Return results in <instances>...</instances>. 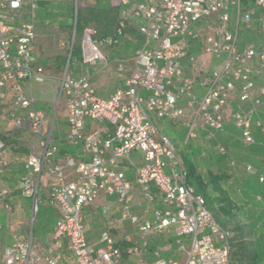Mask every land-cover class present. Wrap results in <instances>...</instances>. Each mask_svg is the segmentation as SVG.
Here are the masks:
<instances>
[{"label":"built area","instance_id":"1","mask_svg":"<svg viewBox=\"0 0 264 264\" xmlns=\"http://www.w3.org/2000/svg\"><path fill=\"white\" fill-rule=\"evenodd\" d=\"M112 4L119 10L114 33L101 39L97 28L85 27L80 40L84 71L75 76L70 69L73 38L67 64L56 78L46 73L34 51L38 0H0V95L12 88L8 107L0 102V121L33 137L25 173L11 188L1 181L13 163L7 159L6 135H0V204L11 214L9 198L15 192L31 202L29 231L2 250L1 264H127L124 257H133L134 264H232L230 231L217 221L204 195L187 183L183 159L158 122L181 123L188 110L190 139L196 128L211 136L222 132L230 114L243 145L256 144L253 127L264 133V121H254L264 107V86L257 89L256 84L264 71V42L241 45L239 37L255 25L264 32V0H249L246 9L243 0ZM75 26L76 19L74 35ZM129 27L142 36L141 46L129 58L114 59L119 86L111 96L100 97L91 69L110 66L105 49L118 44ZM52 79L58 80V105L66 116L62 137L55 133L61 107L49 115L30 94L32 83ZM237 95L238 110L232 112ZM90 123L104 127L90 130ZM61 139L78 150L75 156L60 155ZM218 152L229 154L223 146ZM247 170L256 173L252 166ZM45 175L53 180L49 196L59 219L43 244L34 238L33 227ZM101 198L107 201L103 215H109L113 202L120 206L119 216L111 217L93 242L92 219L85 210ZM123 223L132 227L133 239L123 237L127 244L119 245L113 229ZM167 235L176 250L173 242H165L150 260L149 238ZM171 251L179 258L164 257Z\"/></svg>","mask_w":264,"mask_h":264},{"label":"crops","instance_id":"2","mask_svg":"<svg viewBox=\"0 0 264 264\" xmlns=\"http://www.w3.org/2000/svg\"><path fill=\"white\" fill-rule=\"evenodd\" d=\"M73 5H74L73 0H38V9H37L38 15L41 21L43 22L42 26H40L39 24L38 26L46 27L51 22H57V20H55L54 17L57 18V17H61L62 15L67 14V11ZM110 7H113V4H111ZM253 30L260 31L257 25H255L253 29L250 31H253ZM43 36L44 34H41L38 32L37 37L39 39ZM34 51L39 57L40 64L45 68L46 73L49 76H54L53 73L55 69H51L47 65L44 64V57L41 56V45L39 43H35ZM107 57H108L109 62L111 63L109 67L102 68L100 66L97 69H91V73H92L91 82L93 86L95 87L97 94L103 98H107L111 96L119 86V80L117 78L114 65H113V61L115 58H109V56ZM215 66H216V61L213 60L212 68H214ZM72 72L75 76H79L78 73L76 74L74 71ZM114 78H115V81H112V79ZM259 83H260L259 79H256L257 89L259 88ZM38 86H42V85L37 84V83L31 84L30 94L32 96H33V87L36 88ZM9 91H11L12 93V88L10 85L0 95V102H2L3 104H4V97L9 93ZM36 91H38L37 88H36ZM198 91L200 93H203V90L201 89H199ZM36 103H37V100H36ZM238 103L239 101H238V95H237L231 107L232 112H235L238 110ZM4 107H8V105H4ZM189 118H190V112L187 110L185 113L183 122H181V124L184 125L183 130L187 133L186 134L187 136L189 135V128L186 126V123L189 122L190 120ZM228 118L226 120L224 130L222 132L217 133L215 136H211L209 131L207 130L196 128L194 130L195 137L190 138V140L192 139V141H190V144L192 147L191 149L192 155L196 156V159L198 160L195 161L193 157V161L185 162L183 160V162L186 166V169H187V165L196 166L198 173L205 180H208L209 175L211 174L217 177L218 188L223 192L222 194L227 197L228 199L227 202L229 204L226 207L231 208L232 213L240 214L241 209L243 210L245 209V211H250L253 213L254 211L257 210L256 209L257 206H260L261 203L264 205V181L263 182L260 181V177L261 176L264 177V133L259 131L254 126L253 128H254V136L256 139V144L253 146L247 147L243 145V143L241 142L240 131L234 125V122L231 119V116H230V119ZM256 120L264 121V107L259 108L258 111L256 112L254 121ZM163 122H167V123H163ZM163 122L162 121L158 122V126L160 127V130L163 133H166L171 130H176L175 127L172 125V123L174 122H171V121H163ZM88 127L90 130H96V129L104 127V125L97 124V123H93V124L90 123ZM2 129L3 127L0 124V132L6 135L5 139L9 138L12 132L5 133ZM19 132L21 133L20 135L17 134V136L11 137L14 140V142L24 141L23 130L22 131L19 130ZM207 134H208L207 138L209 139V141L206 139V136H203ZM221 146L225 147L229 151V154L227 155L220 154L218 152V149ZM7 148H8L7 159L13 161L15 157V152L9 146ZM62 157H65V156H62ZM232 162H234L235 164L232 165L231 164ZM248 166H252L256 173L255 174L249 173L247 170ZM133 176L134 174L132 173V171H127V177L130 180H133ZM52 183H53V180L51 179L50 184H49V189H47V191L50 190V185ZM43 185L44 184L42 183V187H41L42 193L44 192ZM213 190H214L213 192L214 198H218L221 194L220 191H218L216 188H213V187L209 188L210 192H212ZM223 195L221 197H223ZM16 197H21L18 192L13 193L11 197L9 198V201L10 199H13V198L15 199ZM109 200L115 201L114 198H111ZM137 200L139 201V199ZM10 203L13 206L14 203L11 201ZM106 204H107V201L101 198L96 202L94 206L88 207L85 210L86 218L92 219V231L89 235V238L93 242L99 239L100 232L103 229H105L109 219L111 217L119 216L120 206L118 204H114L113 202H112L113 207L109 215L107 217L104 216L102 212ZM137 208L138 207L134 208V210H138ZM13 210H14V206H13ZM132 232H133V229L128 223H123V225L120 224L115 229H113V233L115 234L117 241H119V245L127 244L126 242L123 241V237L129 236L130 239H133ZM25 235L24 237L20 236L18 238H25ZM247 239L250 242H255L257 239L256 231H253V233L249 235ZM13 240L8 245H10L13 242ZM43 244H46V243H43ZM150 246H151V243L149 242V253H150L149 259L152 258V252L154 251V249L160 245H157L153 250L150 249ZM124 261L127 264H134L133 257L131 258L124 257ZM65 264H68V263H65Z\"/></svg>","mask_w":264,"mask_h":264},{"label":"trees","instance_id":"3","mask_svg":"<svg viewBox=\"0 0 264 264\" xmlns=\"http://www.w3.org/2000/svg\"><path fill=\"white\" fill-rule=\"evenodd\" d=\"M249 0H243L244 8H248ZM75 9L72 6L67 14L62 15L65 19V25L63 28H73L74 22L76 19L75 26V37L72 55L70 59V69L72 68L74 72H78V67L82 68L81 62V48L80 40L82 37L83 30L85 27L94 24L95 28L99 31V37L105 39L111 36L114 33V30L117 26V18L119 10L116 7L109 8H96V9H87L86 11H77V16H75ZM56 17H54L55 19ZM59 18V17H58ZM250 31L243 30L240 32V44L244 45L246 43V37ZM142 43V36L137 32L133 27L127 28L121 35V39L118 44L108 46L109 50H117L121 46V53L125 51V48H128L129 55L119 56L121 58H129L134 55ZM115 55V53L113 52ZM114 57V56H113ZM115 58H117L115 56ZM68 61V56L63 59L62 63L65 66ZM61 63V64H62ZM60 66V65H59ZM58 66V67H59ZM58 124L55 128V133L57 137L64 135L58 129ZM17 131V132H16ZM13 130L9 138L4 139L5 144L8 147H11L15 152V157L12 161V169L7 174L1 176V181L13 188L15 187L22 179L25 170L23 167L24 161L28 155L29 146L33 140L31 133L28 130H23L24 141H17L11 138L21 134L19 130ZM22 131V130H20ZM0 135H3L0 132ZM59 136V137H60ZM14 143V144H13ZM59 151L61 156L71 157L75 156L78 150L67 144L64 140L58 141ZM187 183L194 187L196 192L204 195L206 198L207 206L214 212L215 218L217 221L225 228H227L231 233L230 245H231V261L232 264H264V205L261 203L260 206H257V210L253 213L250 211H245V209L240 210V214L232 213L231 208L226 207L229 203L228 199L224 196L222 191L218 188V179L215 175H209L208 180H205L198 173L197 167L194 165H187ZM216 188L220 191V196L214 198L213 192L209 191V188ZM223 195V197H221ZM41 204L39 205L38 212L35 216L34 225L38 223L40 229L42 230V236L37 240L41 241V238L46 234L51 236L55 225L59 219V211L56 205L52 204L49 192L40 193ZM217 206V207H216ZM243 212V213H241ZM240 219V220H239ZM1 221L5 219L1 218ZM255 220V221H253ZM6 227V225H5ZM256 231L257 239L255 242H250L247 238L249 235ZM26 232L22 230L19 232V235H25ZM7 235V232L6 234ZM5 235L0 237V246H3V249L8 246L11 242L8 238H4ZM4 238V239H3ZM164 244L165 242H172L174 238L172 235H167L159 237ZM157 242V241H155ZM150 249L153 250L157 245L154 241H150ZM255 245V246H253ZM2 249V250H3Z\"/></svg>","mask_w":264,"mask_h":264},{"label":"rangeland","instance_id":"4","mask_svg":"<svg viewBox=\"0 0 264 264\" xmlns=\"http://www.w3.org/2000/svg\"><path fill=\"white\" fill-rule=\"evenodd\" d=\"M111 4H112V0H79V2L76 5L74 3L73 6L76 12L78 10L86 11L87 9H96L99 7L109 8ZM65 18L63 16L59 18L57 17L55 18L57 22H51L46 27L45 26L39 27L38 24L42 26L43 22L39 18L38 10L36 11V21L38 22L37 34L38 32L44 34V36L41 37L40 39L37 37L36 43H39L41 45V56L44 57V64L51 69H55L53 74L56 78L60 76V74L62 73V68L64 67L62 61L68 56V48L71 45L73 38L76 40L73 28L72 29L68 27L63 28L65 25V21H64ZM89 26H95V25L91 24ZM203 32L206 33V31ZM61 42H64L66 46L61 47L59 45ZM257 42H264V32H261L259 30L250 31L246 37V43H257ZM118 50L121 51V46L117 50L116 49L109 50L108 48H106L105 52L106 55L109 56V58H115V56L122 57L130 54L128 48H125L124 49L125 51H123L122 53L120 51L118 52ZM113 52L115 53V55L113 54ZM71 71H73L72 68ZM83 71H84L83 67L82 68L78 67V72L75 73L81 75ZM257 79H259L260 81L259 87L264 86V71L257 77ZM112 81H115V78L112 79ZM57 86H58V80L52 79L47 84L36 87L38 91H36V88L33 87V97L37 100V106L42 109H45L49 115H52L53 110H55L57 107H61L59 109V115H58V125H59L58 129L63 134L67 126L66 116L64 109L62 108V105H58V98L56 92ZM11 99H12V93L11 91H9V93L4 97V105H8ZM228 119H230V116ZM163 123H167V122H163ZM0 124L3 127L2 130L5 133H11L13 131V126L10 123V121L6 119H2ZM172 125L175 127L176 130H171L164 134H166L170 138L175 148V151L182 157V159L185 162L193 161V157L194 160L197 161L198 159H196V156L192 155V150H191L192 147L190 144V141H192V139L191 140L188 139V136L186 135L187 133L183 130L184 125H182L181 123H172ZM203 136H206V139L209 141V139L207 138L208 134ZM50 181H51V177H49L48 175H45L43 177V184H44L43 188L45 193L49 192L47 191V189H49ZM10 201L14 203L13 204L14 210L11 214H8L0 204V219L1 218L5 219V221L0 220V237L5 235L7 232V235H5L4 238H8L9 240L12 241L15 238V236L20 237L19 231L24 230L27 234L30 228L31 202L21 197L10 199ZM33 236L36 239L42 236V230L40 229L38 223H36L33 227ZM21 237H24V235H22ZM49 239H50V235L46 234L44 237L41 238V241L43 243H47ZM185 240L187 241V239H184V242H186ZM150 241H154V243L156 244L163 245L159 237H151V239L149 238V242ZM172 242L174 245V250H176L177 245L175 243V240H173ZM3 247L4 245L0 246V264H1V253ZM172 256H175V258H179V255H177L175 251H171L164 255V257L166 258H170Z\"/></svg>","mask_w":264,"mask_h":264},{"label":"water","instance_id":"5","mask_svg":"<svg viewBox=\"0 0 264 264\" xmlns=\"http://www.w3.org/2000/svg\"><path fill=\"white\" fill-rule=\"evenodd\" d=\"M113 7H116V8H118V6H114V5H113Z\"/></svg>","mask_w":264,"mask_h":264}]
</instances>
